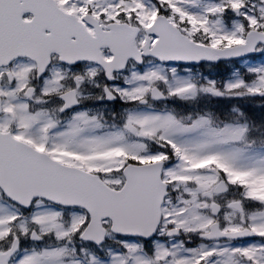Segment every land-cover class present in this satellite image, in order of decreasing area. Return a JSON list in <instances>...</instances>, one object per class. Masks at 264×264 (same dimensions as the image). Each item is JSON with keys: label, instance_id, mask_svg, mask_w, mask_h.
I'll list each match as a JSON object with an SVG mask.
<instances>
[{"label": "snow or ice", "instance_id": "obj_1", "mask_svg": "<svg viewBox=\"0 0 264 264\" xmlns=\"http://www.w3.org/2000/svg\"><path fill=\"white\" fill-rule=\"evenodd\" d=\"M0 264H264V0H0Z\"/></svg>", "mask_w": 264, "mask_h": 264}]
</instances>
